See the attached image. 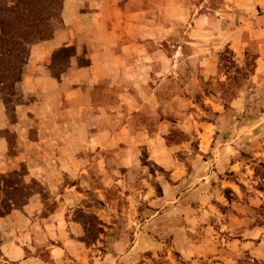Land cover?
I'll list each match as a JSON object with an SVG mask.
<instances>
[{
  "label": "rangeland",
  "instance_id": "rangeland-1",
  "mask_svg": "<svg viewBox=\"0 0 264 264\" xmlns=\"http://www.w3.org/2000/svg\"><path fill=\"white\" fill-rule=\"evenodd\" d=\"M154 4H127L150 28L111 41L44 6L49 39L0 86V175L20 182L0 187L19 203L0 264H264V0ZM19 9L0 0V22Z\"/></svg>",
  "mask_w": 264,
  "mask_h": 264
},
{
  "label": "trees",
  "instance_id": "trees-1",
  "mask_svg": "<svg viewBox=\"0 0 264 264\" xmlns=\"http://www.w3.org/2000/svg\"><path fill=\"white\" fill-rule=\"evenodd\" d=\"M17 1L18 7L20 6L18 10V12L20 11V15L14 20L8 18L0 22V86L2 87V92H11V95H14L16 79L18 77V64L24 63L27 60L30 48L33 45L47 41L50 37V34L47 35L46 33L51 29L50 20L53 16H48V18L44 20L41 16V13L45 10L44 6L47 5L49 1H60L61 4L65 0ZM8 2L9 0H1V4L4 8L5 6L7 7ZM1 184H4L6 197L8 194H11V192L7 190L10 187L13 188L16 193L19 192L16 186H19L20 182L14 178L7 179L0 175V187ZM31 184L39 186L34 180ZM27 188H29V186L26 185L24 189L26 190ZM28 195H30L28 198H31V192H28ZM17 205H19V203L16 197L0 199V207L6 211V213L0 212V217L4 216V214L11 213L14 210L13 207Z\"/></svg>",
  "mask_w": 264,
  "mask_h": 264
},
{
  "label": "crops",
  "instance_id": "crops-1",
  "mask_svg": "<svg viewBox=\"0 0 264 264\" xmlns=\"http://www.w3.org/2000/svg\"><path fill=\"white\" fill-rule=\"evenodd\" d=\"M162 1H163V3H165L164 8H168V7L172 6V0H162ZM68 2L70 4V6L72 7V9L77 10V13L80 14V18L92 20V21L90 20V22H87L88 24H90V26L88 28L91 29L92 34H94V32H93L94 29L92 27H94L96 24L100 23L101 19H104L102 22L108 26V34L104 38H107L108 41L115 39L114 36H118L121 40L125 39V37H127L129 35L128 31H130L131 27H141L142 25H146L147 27L150 28V26L147 23L142 22L139 19H136L134 16H133L134 18H130L131 17L130 15H134V13H133L134 11L128 12L127 8H129V6H130V8H132L133 6L135 7L136 5L143 3L144 7H149L152 9L159 7L156 4H154L157 2V0H68ZM97 2L104 3V6H102L103 9L119 10L120 16H118V17H115V16L104 17V16H102V17H100L94 21L95 16L102 14L101 13L102 10H101V12L93 10V9H96V7L94 5H96ZM127 4L128 5L130 4V5L128 6ZM82 9H86L88 11H85V13L84 12L81 13ZM86 28H87V26H86ZM91 40H93V39H91ZM108 41L106 44L107 46L105 47L107 49L112 47V45ZM72 46H77V45H72ZM79 47L82 49H89L90 50L88 53L85 54L86 56L91 57L94 55L93 49L89 44H81V45H79ZM84 72H86V68H85ZM88 85H89V83L87 84V82H84V84L81 85L80 87H76V88L80 89V91H82L81 93H82V96L84 97V104H86L87 101H89V100H90V103H92V96L90 95V91H89L90 89H89ZM75 103L76 102L74 101L72 104V110L76 109V107H77V104H75ZM67 110H69V109H67ZM75 117L68 118L69 127L73 126V125L78 126V124H77L78 119L77 118L80 117V113L76 114ZM85 149H88V152L91 151L89 148L84 147V149L81 148V150L78 151L77 154H79V155L81 153L84 154ZM74 161L80 167L83 165L89 164V162L86 159H84L81 156L79 157L77 155H75Z\"/></svg>",
  "mask_w": 264,
  "mask_h": 264
}]
</instances>
